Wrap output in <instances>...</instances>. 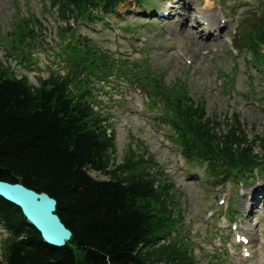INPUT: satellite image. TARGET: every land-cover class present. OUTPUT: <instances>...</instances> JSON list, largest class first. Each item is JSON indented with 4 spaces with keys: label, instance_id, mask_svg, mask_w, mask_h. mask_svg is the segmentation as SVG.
<instances>
[{
    "label": "trees",
    "instance_id": "16d2710c",
    "mask_svg": "<svg viewBox=\"0 0 264 264\" xmlns=\"http://www.w3.org/2000/svg\"><path fill=\"white\" fill-rule=\"evenodd\" d=\"M49 1L69 22L73 12L88 18L93 11L112 12L120 0ZM258 21L264 28V12ZM33 31L29 21L20 25L18 50L24 51ZM253 35L264 45L262 32ZM73 50L75 70L49 77L38 87L16 78L0 61V181L55 199L56 214L72 233L64 247L48 246L18 208L0 199V223L10 234L5 264H194L190 241L181 233L180 193L153 157L140 153V146L128 149L123 162L112 166L114 138L93 109L82 74L130 73L144 88H152L187 161L204 162L210 171L240 173L257 167L239 122L234 119L232 128L220 133L183 84L167 87L149 68L116 71L102 53ZM259 143L264 149V137ZM91 172L104 179L93 180Z\"/></svg>",
    "mask_w": 264,
    "mask_h": 264
},
{
    "label": "rangeland",
    "instance_id": "374dc122",
    "mask_svg": "<svg viewBox=\"0 0 264 264\" xmlns=\"http://www.w3.org/2000/svg\"><path fill=\"white\" fill-rule=\"evenodd\" d=\"M215 1L155 0L157 2L155 5L158 7L174 6L182 14L193 12L184 24L179 16L169 21L157 22L153 17L150 18L152 11L146 15L141 14L142 11L136 13L133 4L126 2L120 5L117 15L110 18L113 25L103 23L95 25L100 26V30L97 27L83 25L77 30L76 35L80 36L81 41L86 45L110 52L122 59L135 60L141 56L139 50H143L151 66L165 77L167 84L179 79L186 84L191 98L204 99L207 114H217L218 120L222 123L229 118L230 114L236 112L245 125L246 134L251 139L255 135L264 133V110L254 105L260 96L258 92L262 82L260 73L256 71L257 68L254 65L249 63L247 53L236 57L230 56L225 39L233 38L234 29L239 28V18L257 17L264 0H221L229 21L223 38L199 39L196 31L201 34L202 32L191 30V25L196 24L194 14L201 13V16L211 14ZM183 2L187 3L185 7ZM30 15H34L41 22L42 27L41 30L37 29L35 39L32 40L29 48L30 61L24 63L25 59H21L20 53H12L11 43L9 45L7 40L12 39L14 23ZM142 24L145 27L140 28ZM250 24L251 21H246V25ZM117 27L121 31H118ZM128 27L132 29L135 36L125 31ZM55 28L56 25L51 16L43 11L42 0H15V2L0 0V60L13 70L16 76H26L32 84H36L38 78H45L51 74L64 75L71 67L62 53V48L68 42L59 40ZM139 37H144L146 42L143 43L144 41L139 40ZM186 60L191 61L190 65L185 62ZM222 73L235 77L232 87L228 85V80L224 83ZM92 84L93 96L98 102V107L109 115L110 127L116 134L117 162L121 161L131 141L127 138L129 132L134 141L144 143L150 154L155 156L184 194L187 229L192 234L191 239L194 242L191 250L198 264H234V257L224 253L229 249L226 250L227 246L223 244L219 246L217 237L220 219L216 218V212L222 211L217 206V199L223 197L225 190L220 193L217 192L218 189L209 191L210 188L206 184L198 181L202 176L196 170L198 168L191 173L184 172V167H181L178 161V149L173 145L168 149L158 142L156 135L159 129L165 133V139L168 140L166 128L163 125L157 127L160 122L156 120L158 111H151L146 106V94L121 81H113V83L107 81L106 84L94 79ZM143 101L144 116L140 119L135 107ZM97 102H95L96 105ZM148 119H151L153 125L147 121ZM196 174L199 177L197 180ZM92 176L95 175L92 174ZM262 182H264V172L248 188L236 185L232 193L235 211L239 208L237 212L241 216L246 215L245 229L258 239L252 248L253 259L246 261L245 264H264V205L253 206V203L248 200L249 191L254 190ZM241 190L247 195L246 200L239 197L238 193H241ZM242 202H245V208L242 207ZM213 212L214 217H210ZM2 232L0 227V264H3L2 240L5 237ZM217 249L222 250L221 255L216 253ZM216 256L220 259L214 262Z\"/></svg>",
    "mask_w": 264,
    "mask_h": 264
},
{
    "label": "water",
    "instance_id": "95a60500",
    "mask_svg": "<svg viewBox=\"0 0 264 264\" xmlns=\"http://www.w3.org/2000/svg\"><path fill=\"white\" fill-rule=\"evenodd\" d=\"M0 197L20 208L47 244L60 248L72 236L56 214V200L48 194L37 193L21 184L0 181Z\"/></svg>",
    "mask_w": 264,
    "mask_h": 264
},
{
    "label": "bare ground",
    "instance_id": "6f19581e",
    "mask_svg": "<svg viewBox=\"0 0 264 264\" xmlns=\"http://www.w3.org/2000/svg\"><path fill=\"white\" fill-rule=\"evenodd\" d=\"M184 16H187V15H184ZM209 18H210V17H209ZM241 205H242L243 208L245 207V203H242Z\"/></svg>",
    "mask_w": 264,
    "mask_h": 264
}]
</instances>
